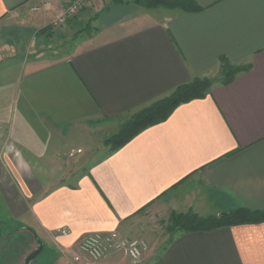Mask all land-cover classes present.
I'll return each instance as SVG.
<instances>
[{
  "label": "crops",
  "instance_id": "1",
  "mask_svg": "<svg viewBox=\"0 0 264 264\" xmlns=\"http://www.w3.org/2000/svg\"><path fill=\"white\" fill-rule=\"evenodd\" d=\"M70 1L0 0V47L51 26ZM110 2L93 0L72 21L98 16L69 54L0 69V222L43 243L44 263L31 264H264V223L179 231L140 263L81 256L94 234L153 243L157 219L172 213L264 209V0H196L202 10L190 13ZM221 57L252 68L75 169L108 122L216 78Z\"/></svg>",
  "mask_w": 264,
  "mask_h": 264
},
{
  "label": "trees",
  "instance_id": "2",
  "mask_svg": "<svg viewBox=\"0 0 264 264\" xmlns=\"http://www.w3.org/2000/svg\"><path fill=\"white\" fill-rule=\"evenodd\" d=\"M126 3L134 4L146 10L166 8L180 10L185 13L202 10L196 0H111L110 5ZM97 18L98 16L92 18L78 35H90L92 31L91 23ZM51 31L52 26H48L36 33L40 36H51ZM220 67L221 71L217 81L214 82L209 78H196L192 82L178 87L169 96L133 114L122 130L106 142L107 145H110L112 152L119 150L143 130L165 121L178 105L204 98L214 84L229 85L239 74L248 72L252 68L251 65H233L226 57L220 58ZM170 223L172 230H179L184 233L208 232L218 228L239 225H256L264 223V209L252 210L238 207L220 216L209 217H199L193 213L173 214ZM10 236L13 239V233Z\"/></svg>",
  "mask_w": 264,
  "mask_h": 264
},
{
  "label": "rangeland",
  "instance_id": "3",
  "mask_svg": "<svg viewBox=\"0 0 264 264\" xmlns=\"http://www.w3.org/2000/svg\"><path fill=\"white\" fill-rule=\"evenodd\" d=\"M72 1L73 0L70 2ZM75 18L69 20L66 26L57 29L53 27V23L56 20L55 19L51 23V36L39 37L37 33L34 31H29L28 29L26 30L25 27L22 29V31L10 34L11 40H5L4 38L2 46L0 47V58L2 59L0 61V69L18 66L24 59L28 58L43 56L45 59L51 60L53 62L56 59H60L69 54L74 48V45L78 39L89 36L87 34L78 35L88 22L83 26L79 23H74L73 25L72 21ZM93 22L91 23V34L95 29V23ZM218 77L219 75L211 80L215 82L219 79ZM130 117H119L107 123V128H104L99 133L101 136L100 146L93 151V155L86 154L84 151H80V153L82 152L80 155L82 158L78 159L76 152L74 162L77 164V166H75V169L79 166L81 167L84 163L103 159L109 154V152H112L110 145H107L106 142L122 130ZM173 214L178 213H172L170 217L157 219V224L159 228L161 227V229L154 226L155 231L152 234L153 243L148 241L143 236H133L135 238H141L144 240L146 239L145 241H148L149 243H147L150 244L144 259H146V257L148 258L158 255L162 251V248L179 232V230L171 229L170 218ZM3 222L5 224L0 222V257L4 259L5 263L8 262L7 264H23L25 257L37 247L34 237L30 233L25 234L23 233L24 231L19 229L17 231L15 227L10 225V223H6L4 220ZM6 229H10V233H4ZM12 233L14 235L13 239L9 235ZM154 243H157V245L154 246ZM44 257L45 254H41L38 257L39 261L44 263Z\"/></svg>",
  "mask_w": 264,
  "mask_h": 264
},
{
  "label": "built area",
  "instance_id": "4",
  "mask_svg": "<svg viewBox=\"0 0 264 264\" xmlns=\"http://www.w3.org/2000/svg\"><path fill=\"white\" fill-rule=\"evenodd\" d=\"M93 0H73L54 21L55 29L64 27L68 21L77 17ZM149 249L148 243L142 239H128L117 232L94 234L86 237L80 244L81 256L88 263H96L115 252L128 257L133 263H140Z\"/></svg>",
  "mask_w": 264,
  "mask_h": 264
},
{
  "label": "water",
  "instance_id": "5",
  "mask_svg": "<svg viewBox=\"0 0 264 264\" xmlns=\"http://www.w3.org/2000/svg\"><path fill=\"white\" fill-rule=\"evenodd\" d=\"M43 251V243L37 239V248L26 256L23 264H31Z\"/></svg>",
  "mask_w": 264,
  "mask_h": 264
}]
</instances>
